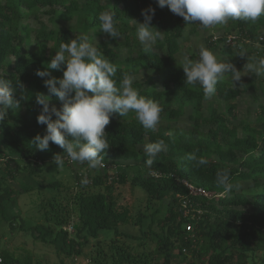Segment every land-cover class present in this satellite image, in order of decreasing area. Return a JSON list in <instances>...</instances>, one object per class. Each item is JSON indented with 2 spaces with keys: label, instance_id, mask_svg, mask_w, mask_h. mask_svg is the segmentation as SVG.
Wrapping results in <instances>:
<instances>
[{
  "label": "trees",
  "instance_id": "obj_1",
  "mask_svg": "<svg viewBox=\"0 0 264 264\" xmlns=\"http://www.w3.org/2000/svg\"><path fill=\"white\" fill-rule=\"evenodd\" d=\"M148 4L149 0H0V78L14 87L19 82L26 92L21 109L9 108L0 121L4 159L0 220L17 228L19 216L8 213L19 195L11 180L24 174L28 184L34 182L24 193L43 186L56 193L41 199L42 223L30 227L23 223L18 228L55 247L58 258L87 256L89 264H264V74L248 72L242 77L247 86L243 88L224 77L212 98L218 107L207 110L205 103L210 100H204L199 85L184 84L181 67L180 54L198 59L186 46L195 33L194 23L186 24L167 7L153 5L151 26L163 35L153 52L145 53L132 20L143 23L141 12L150 8ZM103 11L115 12L120 38L100 30L98 15ZM31 19L38 28L28 23ZM59 22L67 25L60 27ZM234 22L238 45L223 46L221 55L228 60L235 57L231 63L237 69L244 68L247 56L264 58V15L254 23ZM80 35H87L117 66V86L123 73L133 75V87L158 102L163 111L157 130L147 133L135 113L113 114L105 129L110 145L103 161L106 167L90 169L85 163L86 170L70 189L57 179L46 185L35 180L54 154H64L51 142L47 151L31 143L46 130V125L37 123L41 108L35 94L48 95L43 85L50 78L35 73L46 70L62 79L63 71L47 68L48 64L61 43ZM217 43L207 40L206 48L216 50ZM246 94L254 121L237 117L235 101ZM53 106L62 107L55 96L50 97ZM157 139H163L169 150L157 156L152 165L156 175H150L143 148ZM194 150L208 160L199 169L186 159ZM225 169L232 182L241 183L239 192L225 193L217 186L216 173ZM85 178L89 183L83 186ZM182 181L212 196H193ZM128 186L133 194L142 193L143 209L123 202L122 188ZM24 252L18 258L0 247V264H41L34 254ZM58 264L67 263L60 258Z\"/></svg>",
  "mask_w": 264,
  "mask_h": 264
},
{
  "label": "clouds",
  "instance_id": "obj_2",
  "mask_svg": "<svg viewBox=\"0 0 264 264\" xmlns=\"http://www.w3.org/2000/svg\"><path fill=\"white\" fill-rule=\"evenodd\" d=\"M160 8L168 7L171 13L182 17L186 24L195 23L201 28L226 25L229 20L256 22L264 15V0H156ZM143 23L132 20L137 25V36L145 53H151L163 33L151 26L155 15L152 8L141 12ZM100 30L107 36L120 38L113 11H103L98 15ZM245 57L244 55H240ZM198 59H190L187 54L182 56L181 67L185 73L184 84L193 87L199 85L203 89L204 100H211L217 92L216 85L231 72L234 82L240 88L247 87L242 83V72L264 74V58L247 56L243 71L234 65L219 60L216 55L203 44L199 45ZM63 71V78L56 79L48 71L35 73L44 80L48 95L36 93V104L41 111L37 116L39 125H46L43 136L37 134L31 141L39 151L49 150L50 142L64 150V154H54L52 163L62 168L65 156L69 162L85 164L90 169L104 168L105 154L110 148L105 129L110 124L113 114L121 117L135 113V119L144 131L155 132L161 121L162 107L158 102L140 95L133 87L134 76L125 72L117 86V66L104 53L90 43L87 35H80L67 43L59 45V51L51 58L48 67ZM17 89L20 90L17 98ZM91 94V95H90ZM25 89L19 82L14 87L11 81L0 78V121L7 117L9 108L21 109L25 99ZM55 96L62 107H50V97ZM53 116L56 117L53 120ZM169 135H171L169 133ZM168 144L163 139L144 145L147 157L146 167L150 175H156L153 162L161 153H167ZM194 150L186 156L199 169L208 160L197 155ZM89 183L85 178L83 186ZM216 184L225 193L241 190L239 181L232 182L227 169L216 173Z\"/></svg>",
  "mask_w": 264,
  "mask_h": 264
},
{
  "label": "rangeland",
  "instance_id": "obj_3",
  "mask_svg": "<svg viewBox=\"0 0 264 264\" xmlns=\"http://www.w3.org/2000/svg\"><path fill=\"white\" fill-rule=\"evenodd\" d=\"M148 5L150 6V8H153V5H155L157 8H160L156 0H149ZM28 23H30V25L34 29L39 27V24L35 20L31 19ZM234 23V21L229 20L226 25H217L210 28H201L199 25H196L194 23L193 27L195 29V33L191 34L190 36L188 35L189 39L186 46L191 47L194 54H196L197 58H199V45L203 44L206 47L207 40H211L214 43H217L219 39H225V43H217V49L212 50V52L219 60H223L226 63L230 62V64H233L231 62H233V60L236 58L233 57L232 60H228V58L223 57L221 55V48L225 45L231 46L233 48L237 47V34L233 29L236 27V24ZM58 25L60 27H64L67 24L64 22H59ZM230 36L235 37V39L232 43H227V39ZM32 37L34 38V35H32ZM261 37L264 40V31L262 32ZM183 55L184 53L180 54L181 58ZM237 70L243 71L242 66L237 68ZM247 74L248 72L241 73V75L244 77ZM225 77L228 79L232 78L231 72L226 73ZM247 101H250L249 94H246L235 101V103L237 104V117L240 121H254L255 115H253V113H249ZM205 107L207 110L217 108L218 101L216 99H212L205 103ZM65 161L67 163H64L62 168H57V166L53 164L51 160L47 161L43 165V167H45L43 172L35 177V180L37 182H40L41 184L43 182L46 185L50 180L57 179L62 181L68 188L73 189L75 178L77 177V175L84 173V171L86 170V166L78 162H69L66 156ZM109 167L110 166H108V168ZM25 176L26 175L24 174H19L17 180H11L13 189H15L16 193L19 195L16 197L17 200L15 201V206L9 207L8 213L18 215L19 218L17 219L16 229L10 228V226L6 224L5 221L0 220V247L15 253L16 257L18 258L23 256L25 253L24 251L27 250L34 254L35 259L39 260L41 264H58L60 258L67 264H89L90 259L87 256H73L71 258L63 256L58 258L55 247L40 243L32 239L31 234L19 230V225H22L23 223L24 225L26 224V226L29 227L31 226V224L35 225L36 223H42L41 212L39 211L41 199L43 197L52 196L56 193L53 189L47 188L45 186L35 188L28 193H24L23 189H25L26 187L30 188V186L34 183L29 182L28 184ZM122 191L124 196L123 202L125 204L134 205L140 209H143V207L145 206V202L143 199L144 197L139 190H136L133 194V191L128 186L123 187ZM134 230L135 232L137 231L136 228Z\"/></svg>",
  "mask_w": 264,
  "mask_h": 264
},
{
  "label": "built area",
  "instance_id": "obj_4",
  "mask_svg": "<svg viewBox=\"0 0 264 264\" xmlns=\"http://www.w3.org/2000/svg\"><path fill=\"white\" fill-rule=\"evenodd\" d=\"M235 37L230 36L227 39V43H232L234 41ZM4 159H2L0 157V164L3 162ZM182 183L188 187L190 194L193 196H202V197H211L212 193L205 191L203 188H199V187H195L191 184H189L187 181H182ZM187 230L190 231L191 230V226L187 227Z\"/></svg>",
  "mask_w": 264,
  "mask_h": 264
},
{
  "label": "water",
  "instance_id": "obj_5",
  "mask_svg": "<svg viewBox=\"0 0 264 264\" xmlns=\"http://www.w3.org/2000/svg\"><path fill=\"white\" fill-rule=\"evenodd\" d=\"M75 227H77V225Z\"/></svg>",
  "mask_w": 264,
  "mask_h": 264
}]
</instances>
